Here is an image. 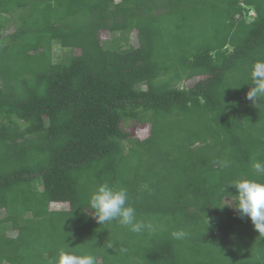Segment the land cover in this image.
Masks as SVG:
<instances>
[{
    "label": "trees",
    "instance_id": "trees-1",
    "mask_svg": "<svg viewBox=\"0 0 264 264\" xmlns=\"http://www.w3.org/2000/svg\"><path fill=\"white\" fill-rule=\"evenodd\" d=\"M6 23L0 264H53L61 252L95 264H264V235L254 253L220 242L242 218L222 207L229 186L264 183L254 169L264 107L244 85L264 60V0H0V30ZM132 29L137 47L121 51ZM101 31L119 37L101 42ZM55 44L79 54L54 62ZM128 122L148 124L149 136L130 137ZM103 183L126 189L151 227L99 225L88 199Z\"/></svg>",
    "mask_w": 264,
    "mask_h": 264
},
{
    "label": "clouds",
    "instance_id": "clouds-1",
    "mask_svg": "<svg viewBox=\"0 0 264 264\" xmlns=\"http://www.w3.org/2000/svg\"><path fill=\"white\" fill-rule=\"evenodd\" d=\"M244 85H251L246 93V99L251 101L258 110L264 107V60L252 64L249 71V82ZM222 166H227V163L225 162ZM254 169L257 173H264V164L256 162ZM229 187L235 189V194L228 193L224 197L225 204L222 207H234L242 218L246 217L250 220L260 235H264V183L249 179H237ZM233 200L235 203H232ZM89 209L99 225L115 221L134 233H141L145 228L151 227V225L137 220L135 208L128 204L127 190L110 186L107 183L98 185L90 193ZM172 236L175 239H182L186 233L183 231L174 232ZM53 264H95V257L92 255L75 256L61 252Z\"/></svg>",
    "mask_w": 264,
    "mask_h": 264
},
{
    "label": "rangeland",
    "instance_id": "rangeland-1",
    "mask_svg": "<svg viewBox=\"0 0 264 264\" xmlns=\"http://www.w3.org/2000/svg\"><path fill=\"white\" fill-rule=\"evenodd\" d=\"M253 14L254 12H250L249 15L253 16ZM13 30H14V26H10L9 23H6L4 29L0 30L1 38L5 37L9 33H11ZM136 36H137L136 30L132 29L129 33H126L124 37H121L120 44L123 47L121 51H128L132 48H136L137 47V37ZM112 37H119V35L118 33L110 34L108 32H103V31H101L98 34V38L100 39L101 42L108 41ZM52 53H53L52 55L53 61L60 62L62 59H64L65 56H68L69 54L78 55L79 51L78 50L73 51L71 49L62 48L61 46L55 44L53 46ZM198 79L199 78H194V79H189V80L183 79L180 81H176L173 84L174 86L178 88H189L193 86L194 83ZM124 131H126L129 134V136L132 138L143 140L149 136V125L148 124L139 125V124H134L133 122H128L124 125ZM51 207L53 209L55 208L56 209H67L66 204H60V205L54 204ZM2 216L3 214L1 213L0 218ZM232 226L234 228L233 231H235V234L227 236L226 239L223 238L222 240H220L222 246L225 249L226 248L233 249L234 251H236L235 253H237L239 247H242V246L252 247L253 253L256 251L257 248L262 249V247H258V243L252 242V238L255 237L256 235L259 236V234L254 229V226L252 225V223L250 222L248 218L246 217L239 218V219L233 218ZM11 227H12L11 230L7 231L6 235H9L12 237L17 236L18 234L17 227L13 225ZM236 233H239V236L241 237H238ZM263 252H264V249H263ZM237 255L241 256L239 253ZM234 257H238V256H234ZM229 258L232 259V256Z\"/></svg>",
    "mask_w": 264,
    "mask_h": 264
}]
</instances>
